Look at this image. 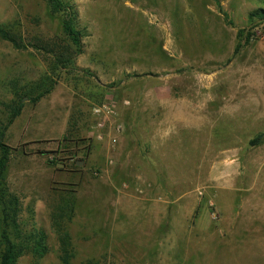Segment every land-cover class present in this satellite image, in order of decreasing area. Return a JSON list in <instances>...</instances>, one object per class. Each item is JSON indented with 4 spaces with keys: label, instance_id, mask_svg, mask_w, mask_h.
Returning <instances> with one entry per match:
<instances>
[{
    "label": "rangeland",
    "instance_id": "rangeland-1",
    "mask_svg": "<svg viewBox=\"0 0 264 264\" xmlns=\"http://www.w3.org/2000/svg\"><path fill=\"white\" fill-rule=\"evenodd\" d=\"M64 1L80 50L0 0L6 188L46 248L16 264H264V0Z\"/></svg>",
    "mask_w": 264,
    "mask_h": 264
},
{
    "label": "trees",
    "instance_id": "trees-1",
    "mask_svg": "<svg viewBox=\"0 0 264 264\" xmlns=\"http://www.w3.org/2000/svg\"><path fill=\"white\" fill-rule=\"evenodd\" d=\"M54 13H63L62 28L64 34L68 37L72 45L77 50L81 48V36L79 30L75 27L74 20L77 16V12L72 4L67 3L64 0H45ZM216 4L219 6L218 0ZM251 16L264 19V10L259 9L253 11ZM242 34V31H239ZM0 38L12 42L17 45L16 40L9 34V32L0 26ZM249 40V37H246ZM237 51V49H235ZM58 62L63 63L64 59H57ZM47 92V90H45ZM44 92L37 94L34 100H38ZM20 106L13 109L12 115L9 118L7 124L12 123L13 119L18 115ZM77 125L68 128L66 134L63 136V141L68 142L69 145L75 148L89 149L87 144L88 138L79 137ZM4 132L0 130V264H16L19 256L29 247H32L33 251L43 253L45 246L42 244L44 241V235L41 231H33L32 237L23 236L21 230L18 227L17 212H18V199L15 195L8 192L6 188V171L9 162V146L2 141ZM68 145L66 146V148ZM67 151V150H66ZM74 158L73 156H71ZM80 159H74L72 166H76V162ZM31 238V239H30Z\"/></svg>",
    "mask_w": 264,
    "mask_h": 264
},
{
    "label": "built area",
    "instance_id": "built-area-1",
    "mask_svg": "<svg viewBox=\"0 0 264 264\" xmlns=\"http://www.w3.org/2000/svg\"><path fill=\"white\" fill-rule=\"evenodd\" d=\"M98 109H99V108L95 109V111H98ZM108 111H109V112H113L112 108H110ZM117 129H118V130L120 129V125L117 126Z\"/></svg>",
    "mask_w": 264,
    "mask_h": 264
},
{
    "label": "water",
    "instance_id": "water-1",
    "mask_svg": "<svg viewBox=\"0 0 264 264\" xmlns=\"http://www.w3.org/2000/svg\"><path fill=\"white\" fill-rule=\"evenodd\" d=\"M82 163H83L82 160H78V161L76 162L77 165H81Z\"/></svg>",
    "mask_w": 264,
    "mask_h": 264
},
{
    "label": "crops",
    "instance_id": "crops-1",
    "mask_svg": "<svg viewBox=\"0 0 264 264\" xmlns=\"http://www.w3.org/2000/svg\"><path fill=\"white\" fill-rule=\"evenodd\" d=\"M78 133H80V130H78Z\"/></svg>",
    "mask_w": 264,
    "mask_h": 264
}]
</instances>
